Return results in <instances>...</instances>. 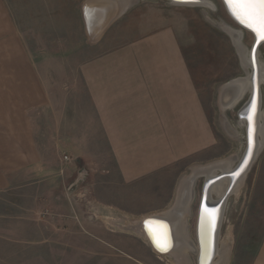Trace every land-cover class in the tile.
Segmentation results:
<instances>
[{
  "label": "rangeland",
  "instance_id": "1",
  "mask_svg": "<svg viewBox=\"0 0 264 264\" xmlns=\"http://www.w3.org/2000/svg\"><path fill=\"white\" fill-rule=\"evenodd\" d=\"M86 1L7 0L34 56L47 65L54 102L40 122L42 170L0 191V264H177L171 256L155 252L133 224L171 209L182 181L194 169L227 159L234 160L233 167L239 164L247 146L239 112L250 90L228 110L221 106L220 91L251 72L232 31L241 32L247 52L253 35L234 22L222 0L194 5L126 1L127 11L120 17L123 27L116 32L136 35L144 17L169 20L185 36V57L218 144L206 160L194 159L191 166L186 163L144 183L125 185L81 91L79 65L112 47L108 43L99 49L87 35L80 14ZM96 9L87 8L89 20L98 17ZM259 58L264 63V45ZM261 95L264 112V84ZM262 146L225 204L219 245L229 248L226 264H252L264 237ZM205 181L203 176L195 181L189 205L187 225L195 246ZM212 199L219 198L213 194ZM189 264H197L196 253H189Z\"/></svg>",
  "mask_w": 264,
  "mask_h": 264
},
{
  "label": "crops",
  "instance_id": "2",
  "mask_svg": "<svg viewBox=\"0 0 264 264\" xmlns=\"http://www.w3.org/2000/svg\"><path fill=\"white\" fill-rule=\"evenodd\" d=\"M121 20L95 41L99 49L112 47L80 64L78 74L119 176L134 185L206 160L218 142L185 57V36L169 20L143 17L129 37L116 32ZM48 80L46 63L0 0V191L43 168L38 134L54 102ZM252 264H264V237Z\"/></svg>",
  "mask_w": 264,
  "mask_h": 264
},
{
  "label": "bare ground",
  "instance_id": "3",
  "mask_svg": "<svg viewBox=\"0 0 264 264\" xmlns=\"http://www.w3.org/2000/svg\"><path fill=\"white\" fill-rule=\"evenodd\" d=\"M128 0H108L105 3L109 8L114 11L119 10L123 6L121 5L124 3V7L127 8ZM179 5H194L196 3L184 2V0H178ZM204 0H201L200 3L202 4ZM206 2V1H205ZM223 3V2H222ZM98 9V8H97ZM98 12V11H97ZM235 22V21H234ZM237 24V23H236ZM233 38L236 42V45L239 48V52L241 55L242 62L246 68H250L251 71V62H250V51L247 52L246 48H244L241 43V32L232 31ZM264 45V44H263ZM260 50L258 52V64H259V72L261 81L264 83V63L260 61ZM236 87V92L239 93L238 98L228 107L223 108V110H228L234 108V105L240 101L243 97L245 92L251 86V72L248 78L246 79H238L234 80ZM259 119L261 121V128L259 133V145L264 144V112H260ZM247 127V122L242 120V125ZM241 161V160H240ZM234 160L227 159L218 161L216 163L210 164L205 167H198L192 171L191 176L185 178L179 189V194L174 206L160 214L150 215L145 218H142L135 222L134 228L143 236H146L148 242L150 243L151 247L154 249L155 252L161 255L171 256L177 264H189V253L193 252L197 254V264H199V245L197 242V227H198V217L200 212V205L196 219V246L192 243V240L189 236L188 225H187V218L189 216V205L190 200L193 197V188L195 185V181L200 177H208V179L215 178L221 174L232 172L237 166L233 167ZM240 163V162H239ZM254 164V163H253ZM246 174H244L240 180L236 183L231 195L238 191L241 183L243 182ZM231 179L226 178L221 180L220 182L213 185L210 189V201H215L212 199V195L215 194L218 198H222L225 195ZM201 203V201H200ZM225 208V207H224ZM224 208L221 212L222 217L219 225V229L216 234V252L215 258L210 262L209 258L205 260V264H226L229 258V248L222 247L220 248L219 245V236L221 232L220 227L222 226V218L224 216ZM211 211V210H210ZM211 213V212H210ZM212 215V214H210ZM213 216V215H212ZM212 221V217L208 214L205 218V233L203 238L207 241L209 237V225Z\"/></svg>",
  "mask_w": 264,
  "mask_h": 264
},
{
  "label": "water",
  "instance_id": "4",
  "mask_svg": "<svg viewBox=\"0 0 264 264\" xmlns=\"http://www.w3.org/2000/svg\"><path fill=\"white\" fill-rule=\"evenodd\" d=\"M106 1L108 0H87L82 5V15L86 27V32L93 41H97L98 38L113 24V22H115L127 11V8L124 7V3L121 4L123 8L121 7L119 10L114 11L109 8V6H107V4L105 3ZM171 2L178 5L180 4L178 0H171ZM189 2L198 4L201 2V0H189ZM222 2L224 3L231 18L240 26L242 30L249 32L253 35L254 38V42L249 54L251 62V86L249 87L251 89L250 98L239 112V117L247 122V127H245L247 146L240 163L232 172L224 173L211 179H208V177H206V181L202 190L197 227V242L200 251L199 264H205V260L208 258L210 262H212V260L215 258L216 234L219 229L222 217L221 212L225 207L226 201L230 197L236 183L244 174L248 172L258 153L263 147L262 145H259L260 136L258 132L260 131L262 121L259 119V116L262 106L261 86L264 83L260 78L258 52L260 50V47L264 44V40L259 38L257 32L253 31L251 28L247 27L245 23L240 22V20L233 16L231 10L226 5L225 0H222ZM88 7H97L98 9L96 10L98 11V17L96 14L95 18H91L89 20L87 18ZM236 87L237 86L232 82L227 83L225 86H223L220 91L222 108H228L235 101V99L238 98L237 96H239V93L236 92ZM243 97L240 99V101L243 99ZM240 101H238V103H236L234 107L237 106ZM226 178H230L231 182L225 195L215 201H210L211 187ZM207 214L212 217V221L208 228L209 237L206 241L203 236L205 233L204 226H206L205 218ZM210 214H212L213 216ZM210 262L209 264H211Z\"/></svg>",
  "mask_w": 264,
  "mask_h": 264
},
{
  "label": "snow or ice",
  "instance_id": "5",
  "mask_svg": "<svg viewBox=\"0 0 264 264\" xmlns=\"http://www.w3.org/2000/svg\"><path fill=\"white\" fill-rule=\"evenodd\" d=\"M225 3L235 18L264 40V0H225Z\"/></svg>",
  "mask_w": 264,
  "mask_h": 264
},
{
  "label": "built area",
  "instance_id": "6",
  "mask_svg": "<svg viewBox=\"0 0 264 264\" xmlns=\"http://www.w3.org/2000/svg\"><path fill=\"white\" fill-rule=\"evenodd\" d=\"M65 159H66V160H68V158H67V157H65Z\"/></svg>",
  "mask_w": 264,
  "mask_h": 264
}]
</instances>
